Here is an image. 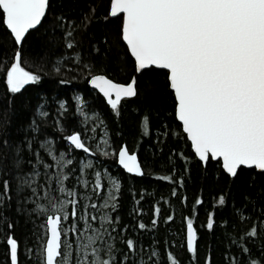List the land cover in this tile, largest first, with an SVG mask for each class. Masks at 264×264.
Returning <instances> with one entry per match:
<instances>
[{
  "label": "snow or ice",
  "instance_id": "1",
  "mask_svg": "<svg viewBox=\"0 0 264 264\" xmlns=\"http://www.w3.org/2000/svg\"><path fill=\"white\" fill-rule=\"evenodd\" d=\"M0 249L264 264V0H0Z\"/></svg>",
  "mask_w": 264,
  "mask_h": 264
},
{
  "label": "trees",
  "instance_id": "2",
  "mask_svg": "<svg viewBox=\"0 0 264 264\" xmlns=\"http://www.w3.org/2000/svg\"><path fill=\"white\" fill-rule=\"evenodd\" d=\"M30 70H35L34 67L30 68ZM47 79V78H46ZM76 91H79V89H77ZM84 96L85 99H87V97L90 95L89 93H83L82 94ZM96 105L100 108H103V105L100 101H96L95 102ZM89 108H91V105H89ZM131 120V117L126 116L125 117V123L127 124L129 121ZM112 140L113 142H115V134L114 131L112 133ZM130 146H133L130 144ZM135 150V148H134ZM165 151H167V148H165ZM139 158L141 159V161H143L144 157H145V152L143 150V148L141 147L139 153H138ZM122 171V170H121ZM193 175H194V180L196 181L192 186H190L188 188V196H189V204H191L192 202V198L195 194H198V188L200 186V184H203V188H204V200H205V207H209L211 202H212V196L213 193L210 191V189L212 188V178L209 177L208 180L205 182L199 178L195 177V169H193ZM164 194L167 195V189L165 188L164 190ZM159 198V196H157V199ZM169 207V211H171V206ZM175 211L177 213L176 216V222L173 225H170V229L171 231H169L166 235V238L171 241L173 238H175V232L176 229L179 228V223H180V218H179V213H180V207L179 206H175ZM197 223H199V221H197ZM2 250V249H0ZM173 251L175 252L176 255H178L179 257L183 258L184 253L182 251L179 250V240L177 239V246L176 248L173 249Z\"/></svg>",
  "mask_w": 264,
  "mask_h": 264
},
{
  "label": "rangeland",
  "instance_id": "3",
  "mask_svg": "<svg viewBox=\"0 0 264 264\" xmlns=\"http://www.w3.org/2000/svg\"><path fill=\"white\" fill-rule=\"evenodd\" d=\"M89 116H91V112H89ZM89 127H90V125H89Z\"/></svg>",
  "mask_w": 264,
  "mask_h": 264
}]
</instances>
